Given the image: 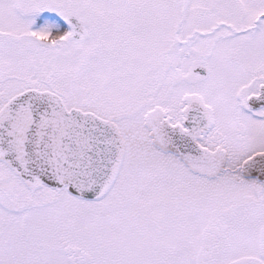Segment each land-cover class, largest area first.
Listing matches in <instances>:
<instances>
[{
  "label": "snow or ice",
  "instance_id": "obj_1",
  "mask_svg": "<svg viewBox=\"0 0 264 264\" xmlns=\"http://www.w3.org/2000/svg\"><path fill=\"white\" fill-rule=\"evenodd\" d=\"M0 264H264V0H0Z\"/></svg>",
  "mask_w": 264,
  "mask_h": 264
}]
</instances>
